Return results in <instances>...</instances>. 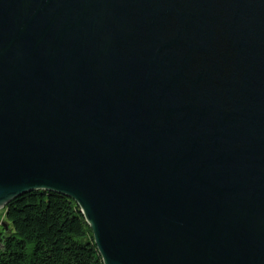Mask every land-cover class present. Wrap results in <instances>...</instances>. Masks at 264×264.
<instances>
[{"label":"water","instance_id":"1","mask_svg":"<svg viewBox=\"0 0 264 264\" xmlns=\"http://www.w3.org/2000/svg\"><path fill=\"white\" fill-rule=\"evenodd\" d=\"M34 191L104 264H264V0H0V210Z\"/></svg>","mask_w":264,"mask_h":264},{"label":"trees","instance_id":"2","mask_svg":"<svg viewBox=\"0 0 264 264\" xmlns=\"http://www.w3.org/2000/svg\"><path fill=\"white\" fill-rule=\"evenodd\" d=\"M0 224V264H104L78 204L48 191L11 201Z\"/></svg>","mask_w":264,"mask_h":264},{"label":"rangeland","instance_id":"3","mask_svg":"<svg viewBox=\"0 0 264 264\" xmlns=\"http://www.w3.org/2000/svg\"><path fill=\"white\" fill-rule=\"evenodd\" d=\"M2 223H7L6 220H5V216H4V211L3 210H0V224ZM5 226H7V224H5Z\"/></svg>","mask_w":264,"mask_h":264}]
</instances>
